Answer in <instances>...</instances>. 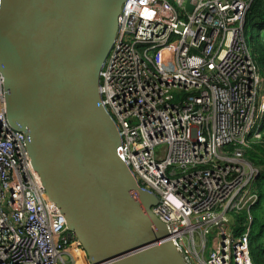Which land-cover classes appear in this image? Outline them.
<instances>
[{
	"label": "built area",
	"instance_id": "obj_1",
	"mask_svg": "<svg viewBox=\"0 0 264 264\" xmlns=\"http://www.w3.org/2000/svg\"><path fill=\"white\" fill-rule=\"evenodd\" d=\"M253 1L127 0L101 72L119 155L157 194L151 210L188 264H254L261 168L239 152L264 141V69L245 35ZM7 124L0 73V264H92L48 199L25 133ZM229 146L235 156H221ZM245 210L237 233L231 212Z\"/></svg>",
	"mask_w": 264,
	"mask_h": 264
},
{
	"label": "water",
	"instance_id": "obj_2",
	"mask_svg": "<svg viewBox=\"0 0 264 264\" xmlns=\"http://www.w3.org/2000/svg\"><path fill=\"white\" fill-rule=\"evenodd\" d=\"M127 0H0L8 129L24 132L48 199L92 264H188L119 155L101 72ZM189 8L192 7L189 5Z\"/></svg>",
	"mask_w": 264,
	"mask_h": 264
},
{
	"label": "trees",
	"instance_id": "obj_3",
	"mask_svg": "<svg viewBox=\"0 0 264 264\" xmlns=\"http://www.w3.org/2000/svg\"><path fill=\"white\" fill-rule=\"evenodd\" d=\"M245 35L249 44L251 45L252 54L255 60L257 61L258 65L264 69V0L253 1L246 18ZM256 146L260 148V146ZM260 163H264V161ZM259 202L255 206H257ZM231 215H233L235 225L237 226L235 228L237 233L246 229L245 224L247 220L245 219V211H233L231 212ZM254 224L255 218L253 217L250 237L251 257L254 264H264V222L261 223L260 230L257 234H254Z\"/></svg>",
	"mask_w": 264,
	"mask_h": 264
},
{
	"label": "rangeland",
	"instance_id": "obj_4",
	"mask_svg": "<svg viewBox=\"0 0 264 264\" xmlns=\"http://www.w3.org/2000/svg\"><path fill=\"white\" fill-rule=\"evenodd\" d=\"M256 145L260 146L257 147ZM162 149L160 147L158 149L159 151ZM237 148H234L233 146H229L227 149L222 150L220 153L221 156H226L227 154L230 155V157H234L236 153ZM240 152V159L244 160L245 163H248L252 166H259L261 168V175L257 180L256 186L257 191L260 193L261 199L257 206L253 207L252 215L255 218V224H254V234H257L260 230L261 223L264 222V163H260L264 161V141H252L243 149H239ZM246 214V220L248 219V212L245 210ZM245 220V221H246ZM197 237V243H199L200 239ZM212 243H211V236H209L208 240V247L205 251L206 258L208 257L209 250L211 249Z\"/></svg>",
	"mask_w": 264,
	"mask_h": 264
},
{
	"label": "bare ground",
	"instance_id": "obj_5",
	"mask_svg": "<svg viewBox=\"0 0 264 264\" xmlns=\"http://www.w3.org/2000/svg\"><path fill=\"white\" fill-rule=\"evenodd\" d=\"M174 143H172V145H173ZM175 147V146H174ZM123 159V158H122ZM180 234V233H179Z\"/></svg>",
	"mask_w": 264,
	"mask_h": 264
}]
</instances>
